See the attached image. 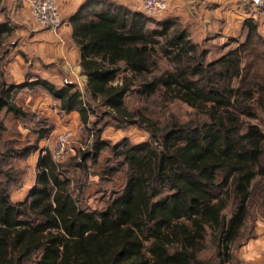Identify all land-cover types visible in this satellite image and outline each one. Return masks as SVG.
Segmentation results:
<instances>
[{"label": "trees", "instance_id": "1", "mask_svg": "<svg viewBox=\"0 0 264 264\" xmlns=\"http://www.w3.org/2000/svg\"><path fill=\"white\" fill-rule=\"evenodd\" d=\"M70 24L87 77L85 93L118 120H129L123 103L129 93L148 97L160 86L205 119L150 130L149 142L111 147L125 166V181L100 211L81 206L73 187L78 182L48 151L39 154L35 184L22 202L10 200V176L6 179L0 167V264L229 262L256 194L254 182L264 181V132L242 119L258 120L257 111L264 114V72L243 66L245 52L264 43L252 22L245 23L248 33L239 50L207 65L170 21H153L108 0H87ZM8 32L0 22V38ZM156 53L168 60L171 71L144 79ZM121 73L129 77L113 86ZM32 86L42 88L61 112H76L85 126L95 115L73 84L56 87L38 80ZM22 87L0 80V113L26 116L11 100ZM98 136L94 154L83 152L74 164L82 174L85 162L96 163L99 151L108 147ZM208 243L214 253L201 259Z\"/></svg>", "mask_w": 264, "mask_h": 264}, {"label": "rangeland", "instance_id": "2", "mask_svg": "<svg viewBox=\"0 0 264 264\" xmlns=\"http://www.w3.org/2000/svg\"><path fill=\"white\" fill-rule=\"evenodd\" d=\"M143 1L139 0L134 12L142 13ZM162 1L167 3V11L163 15L150 17L142 14L153 21L168 20L172 30L184 32L187 40L195 47L196 53L203 55L204 65L216 63L228 53L241 48L248 33L244 24L247 21L252 22L258 37L264 40V18L261 20L258 17L260 13L262 17L264 9H254L251 13L250 7L243 8L240 12L241 25H233L226 23L227 16L215 12L212 6H202L203 0ZM7 3L8 0H0V21L9 29V32L0 38V80L8 86H23L14 90L11 100L26 114L24 118L16 119L4 110L0 113L3 126L0 134V167L8 175L6 179L10 176L7 180V190L12 202L25 200L35 184L37 158L41 152L48 151L54 162L63 166L64 173L78 182L76 183L79 185L74 184L73 187L75 194H79L81 206L100 211L107 206L114 194L121 190L125 181V166H120L111 147L122 143L138 145L149 142L150 130L160 132L172 123L183 125L204 121L205 117L201 113L171 99V94L166 93L161 86L148 97L129 93L123 100L129 120H118L116 115L103 107L99 101L86 95V77L82 73L67 72L63 67V60L45 47L47 39L40 33L58 35L63 26L59 8L60 26L52 30L31 18L29 5L27 11L20 5L14 10L10 9ZM233 21L238 22L235 18ZM148 26L155 28L153 23ZM245 63L252 65L253 72H264V43H257L255 48L250 47L245 52L243 66ZM167 71H171L168 60L156 53L152 57L149 75L144 79L151 80ZM124 77L129 75L119 74L112 85L120 84ZM38 80L47 81L56 87L75 85L95 111V115L89 117L88 125L81 123L76 112H61L58 103L42 88L32 86V83ZM141 81L143 79L138 80L137 84ZM208 107L209 105L206 106L207 109ZM257 116L258 120L245 117L242 119L259 125L264 132V114L257 111ZM97 134L99 140L107 143L108 147L99 151L96 163H92L91 159L85 162L87 172L82 174L74 164L80 161L81 153L94 154ZM59 137H66V144L64 151L57 154L56 142ZM33 148L35 150L29 154H22L24 150ZM110 169L114 172L111 175L106 174ZM254 185L256 194L250 201L249 213L232 246L231 259L225 264L249 263L244 258L243 247H264V181L257 178ZM213 253L214 250L208 243L200 257L209 259Z\"/></svg>", "mask_w": 264, "mask_h": 264}, {"label": "crops", "instance_id": "3", "mask_svg": "<svg viewBox=\"0 0 264 264\" xmlns=\"http://www.w3.org/2000/svg\"><path fill=\"white\" fill-rule=\"evenodd\" d=\"M31 1L32 0H8L7 4L10 9L16 10V7H18V5L22 6L23 9H26ZM86 1L87 0H57V6L59 8V11L63 19V26L59 30L58 35L53 36L46 33L45 34L40 33L41 36L47 39V42H45V47L50 52L53 51L54 56H57L63 60V67L64 69L66 68L67 72H72L74 74L82 73V71L80 67V51L72 39V28L70 24V19ZM108 1H111L114 4L124 7L130 11H135L136 10L135 8H137L136 6L138 5L139 2V0H108ZM197 2L198 1H196L195 3L197 4ZM201 4L202 6L204 5L209 7L212 6L213 7L212 9L215 12H221L222 16L226 15L227 16L226 23L228 24L232 23L233 25L236 24L241 25L240 16L242 15V13L240 12L243 10V8L250 7L252 9L251 13L255 11L251 7V3L249 2V0H203ZM204 8L206 9V7ZM170 10L171 9L168 5V13L171 12ZM258 17L262 20V18H264V14H262L261 17V13H260L258 14ZM234 18L235 20H238V22L233 21ZM253 19L254 20L256 19L255 14L253 16ZM243 250H244L243 252L244 258L247 261H249V263L251 264L264 263V247L262 245L255 246L253 248L243 247Z\"/></svg>", "mask_w": 264, "mask_h": 264}, {"label": "built area", "instance_id": "4", "mask_svg": "<svg viewBox=\"0 0 264 264\" xmlns=\"http://www.w3.org/2000/svg\"><path fill=\"white\" fill-rule=\"evenodd\" d=\"M253 9H264V0H249ZM142 13L150 17H159L167 11V3L162 0H144L141 7ZM31 18L38 24L52 30L60 26L57 0H32L29 3ZM66 137H59L56 142L57 154L64 151ZM250 264V263H243Z\"/></svg>", "mask_w": 264, "mask_h": 264}]
</instances>
